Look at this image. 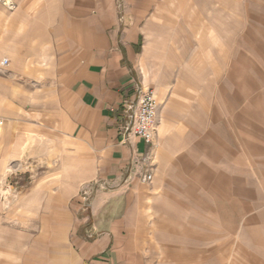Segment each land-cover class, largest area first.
<instances>
[{"label":"crops","instance_id":"crops-1","mask_svg":"<svg viewBox=\"0 0 264 264\" xmlns=\"http://www.w3.org/2000/svg\"><path fill=\"white\" fill-rule=\"evenodd\" d=\"M10 1L0 177H35L0 215V264H187L201 236L264 254V0L240 41L237 0ZM147 88L155 145L132 132Z\"/></svg>","mask_w":264,"mask_h":264},{"label":"rangeland","instance_id":"rangeland-1","mask_svg":"<svg viewBox=\"0 0 264 264\" xmlns=\"http://www.w3.org/2000/svg\"><path fill=\"white\" fill-rule=\"evenodd\" d=\"M238 3V13H237V38L240 41V37L242 38L244 31V19H243V12L245 8V0H237ZM194 7V6H193ZM189 42L190 45H195L196 53H202L201 50L197 47V42L194 38H190ZM188 42L186 45L182 44L184 48L188 47ZM211 63L209 61H205V64ZM160 102V100H159ZM29 165L27 167H23L21 165H8L5 170L3 171L0 177V215L8 216L10 214L18 215L22 214V211L19 206V201L23 194L27 190L28 183L32 182L33 177L35 175L31 174L28 171ZM22 169V170H21ZM2 187V188H1ZM18 221V222H17ZM9 223H19L20 221L14 219L13 221H8ZM253 241L255 239L259 241V243H264V240L261 238H251ZM210 237H203L199 238L198 245L200 249L205 252H194L188 260L187 264H255L257 262H261L259 264H264V254L259 252H254V246L258 247L259 244H255V242H251V244H246L244 241L245 238L240 237L236 238V245L230 246L229 239L227 237H221V251L219 253L208 252V246H203L205 242H210ZM209 244V243H208ZM263 254V255H262ZM149 254H145L142 256V260H148ZM167 254H165L166 256ZM164 256V257H165ZM139 259V255L137 256ZM7 259L6 256L0 255V260L3 261ZM163 261V260H162ZM152 264V263H151Z\"/></svg>","mask_w":264,"mask_h":264},{"label":"built area","instance_id":"built-area-1","mask_svg":"<svg viewBox=\"0 0 264 264\" xmlns=\"http://www.w3.org/2000/svg\"><path fill=\"white\" fill-rule=\"evenodd\" d=\"M1 1L7 4L10 9H14L16 6L10 0ZM5 62L6 60L3 63ZM159 106L160 102L156 91L153 88H147L141 95L135 110L132 132L147 144L155 145L156 119ZM152 179L153 173L149 171L141 177V182L148 183Z\"/></svg>","mask_w":264,"mask_h":264},{"label":"bare ground","instance_id":"bare-ground-1","mask_svg":"<svg viewBox=\"0 0 264 264\" xmlns=\"http://www.w3.org/2000/svg\"><path fill=\"white\" fill-rule=\"evenodd\" d=\"M2 188V187H1Z\"/></svg>","mask_w":264,"mask_h":264}]
</instances>
